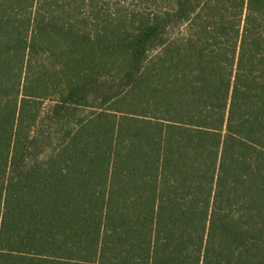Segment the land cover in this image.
Instances as JSON below:
<instances>
[{
	"label": "trees",
	"instance_id": "16d2710c",
	"mask_svg": "<svg viewBox=\"0 0 264 264\" xmlns=\"http://www.w3.org/2000/svg\"><path fill=\"white\" fill-rule=\"evenodd\" d=\"M0 264H264V0H0Z\"/></svg>",
	"mask_w": 264,
	"mask_h": 264
}]
</instances>
